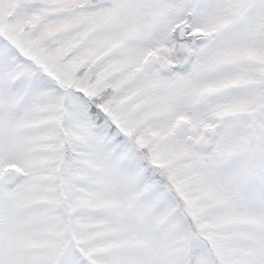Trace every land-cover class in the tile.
I'll use <instances>...</instances> for the list:
<instances>
[{
    "label": "snow or ice",
    "instance_id": "6c2138e0",
    "mask_svg": "<svg viewBox=\"0 0 264 264\" xmlns=\"http://www.w3.org/2000/svg\"><path fill=\"white\" fill-rule=\"evenodd\" d=\"M0 264H264V0H0Z\"/></svg>",
    "mask_w": 264,
    "mask_h": 264
}]
</instances>
